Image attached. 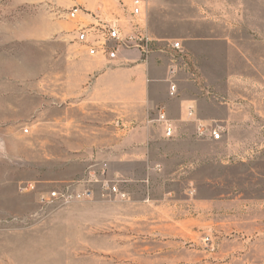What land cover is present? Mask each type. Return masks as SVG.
<instances>
[{
	"label": "rangeland",
	"instance_id": "rangeland-1",
	"mask_svg": "<svg viewBox=\"0 0 264 264\" xmlns=\"http://www.w3.org/2000/svg\"><path fill=\"white\" fill-rule=\"evenodd\" d=\"M130 2L0 0V264H264V0H146L154 42L182 44L188 32L226 37L233 47L232 93L224 80L220 92H209L233 121L224 110L212 120L222 129L216 164L184 175V183H165L162 173L152 174V182L129 178L141 177L142 167L103 157L107 147L99 141L121 128L125 133L115 137L126 148L128 134L140 135L144 125L130 121L129 111L115 117L91 93L65 97L66 69H80L78 55H85L86 70L87 58L97 57L76 43L77 28L98 15L129 19ZM76 5L91 15L69 18ZM223 50L211 44L198 51L217 75ZM179 51L178 61L190 63L186 49ZM210 55L218 60L215 69ZM158 117L148 128L159 161ZM176 133L175 126L174 135H164ZM176 161L174 152L170 170ZM102 179L117 182L127 196L105 189ZM27 183L44 190L89 186L95 195L43 207L35 191L23 189ZM164 197L167 203L154 205ZM208 235L214 250L203 242Z\"/></svg>",
	"mask_w": 264,
	"mask_h": 264
},
{
	"label": "crops",
	"instance_id": "crops-1",
	"mask_svg": "<svg viewBox=\"0 0 264 264\" xmlns=\"http://www.w3.org/2000/svg\"><path fill=\"white\" fill-rule=\"evenodd\" d=\"M149 12L148 6L147 17L148 23L150 19L149 27H151ZM51 34L54 33L49 32L47 36L49 37ZM182 38L179 48L173 47V41L169 43L171 47L167 43L154 42V50L146 56L141 55L139 51L123 50L118 59L113 61H109L103 56L87 58L90 63L87 70L85 69L87 66L84 65L85 55H78L76 62L81 63L80 69L73 71L72 68H68L65 71L66 98L72 100L77 94L91 93L102 104L101 108L112 110L115 112V117H120L129 111L128 119L130 121L135 119L144 125L140 135L128 134L126 148L120 147V141L115 137L123 132L121 128L115 129L111 136L99 141V144L103 143L107 147V153L104 152L103 157L106 158L107 154L111 159H116V163L130 168L139 165L142 167L141 177H135V172L133 176L127 175L134 180L149 179L152 182V174L162 173L165 174V178H163L165 183L166 179H169L170 183H178L180 180L184 183L185 177L183 176L193 173L196 168L204 165L215 166L218 140H214L210 136H199L196 130L197 123L211 124L212 120L221 117L222 110L225 111L226 121L229 122L230 119L233 121L234 117L230 112H227L228 108L218 105L209 96L212 89L220 92V80L225 82L224 91L228 94L232 93L235 71L233 70L234 59L231 41L226 37L210 34L194 35L188 32ZM211 44H219L224 47L219 66L223 71L222 74L212 73L206 65L207 60L198 52L201 48L204 49ZM156 45L160 47L155 49ZM181 48L186 49V55L191 59L190 63L178 61L177 56H179ZM208 60L213 63L212 68L218 67L215 55H210ZM171 65L177 66L175 74H170ZM196 67L198 73L197 70L195 71ZM248 77L252 76L248 75ZM173 84L176 85V90L171 93ZM84 100L85 98L80 97L82 104ZM189 105L194 106L195 109L191 117L187 114ZM161 112H165L168 119L176 126L177 133L169 139L164 135V128H161L163 135L161 142L164 147L160 148V160L158 161L154 160V139L148 127L156 124L154 120ZM123 138L125 141L126 138ZM174 152L177 154V161L175 168L170 170L169 162ZM157 165L161 166L160 172L156 169ZM131 172H129L130 175ZM174 175L178 176L174 178ZM187 181L190 182V185L195 184L193 178H189ZM169 192L173 193L172 190ZM164 194L167 195L168 192ZM153 201L156 203L154 205L162 206L169 201V198H154Z\"/></svg>",
	"mask_w": 264,
	"mask_h": 264
},
{
	"label": "built area",
	"instance_id": "built-area-1",
	"mask_svg": "<svg viewBox=\"0 0 264 264\" xmlns=\"http://www.w3.org/2000/svg\"><path fill=\"white\" fill-rule=\"evenodd\" d=\"M91 15L87 10L82 9L79 5L72 7L67 16L69 18H78L80 15ZM103 14V12H102ZM128 20V21H126ZM127 22H131L132 26H128ZM147 3L146 0H131L129 7V19H124L120 16L102 17L98 15L96 20L88 24H81L77 28L75 36L76 43L83 45L86 52L90 56H103L109 61L118 59L122 49L138 48L143 55H148L153 49L152 44L154 38L149 33L147 26ZM174 48L180 47V42L173 43ZM177 71L176 65H171L170 74H175ZM176 90V85L171 86V93ZM194 106L187 107L189 117L194 114ZM162 122L165 135L167 137L174 135L175 126L168 119L165 112L159 113L158 119ZM199 136H210L214 140H219L222 137V129L217 125L205 124L198 122L196 126ZM25 132H29V127L24 128ZM109 170V163L103 161L100 171L106 175ZM90 175L95 176V172L90 171ZM117 177V176H116ZM105 189L111 191L120 198H125L127 195L118 189L115 183L109 182L108 179H102ZM113 181V180H112ZM23 189L35 191L37 199L43 207L64 208L74 202L90 201L94 198V190L92 187H85L83 190L75 191L66 187L64 189H38L37 183H27ZM203 242L211 250L215 249V245L208 235L204 237Z\"/></svg>",
	"mask_w": 264,
	"mask_h": 264
}]
</instances>
